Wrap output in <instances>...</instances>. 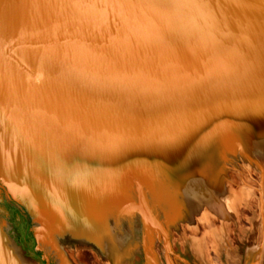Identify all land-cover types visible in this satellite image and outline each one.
Masks as SVG:
<instances>
[{"label":"bare ground","instance_id":"6f19581e","mask_svg":"<svg viewBox=\"0 0 264 264\" xmlns=\"http://www.w3.org/2000/svg\"><path fill=\"white\" fill-rule=\"evenodd\" d=\"M0 192V264H264V0H0Z\"/></svg>","mask_w":264,"mask_h":264},{"label":"rangeland","instance_id":"374dc122","mask_svg":"<svg viewBox=\"0 0 264 264\" xmlns=\"http://www.w3.org/2000/svg\"><path fill=\"white\" fill-rule=\"evenodd\" d=\"M3 184L6 185V181L3 182ZM4 199L5 198H4L3 192H0V206H2L3 208L6 207V205H9L7 201H4ZM10 208L12 209L13 207L10 206ZM4 210L5 211H3V213H4L3 216L10 221L9 223H11V217H10L11 213L8 211L7 208H4ZM14 210L15 211L13 212L14 213L13 214V221L16 224V226H18V228H19V233H20V238H21V243H19L18 246L22 249L23 253H21L20 251H18V252L21 255H23L24 257H27L29 259L34 260V262H36V263L38 262V264H41V263L45 264V262H43L44 260L41 259V256L38 253V244L36 243V240H35L34 235L32 233L29 221L26 220V217L24 215H22L17 208H15ZM13 231H14V228H13V226H11L10 232L12 233ZM32 243H33V245H31ZM172 243H173V247H174V250L176 251V253L178 251L184 252L181 247L179 248L177 246V244H175V241H173ZM27 244H29V245H27ZM77 253H78V251L74 250V253H73L74 255H72L73 260H74V262H76V264H96L95 261H97V264H101V261L97 258L95 259L93 256H92L93 258H91V260H89V261L79 260V259H77ZM187 253H189V252H184L183 253L184 256H186V258H188V259H191L190 254H187ZM219 259H220V257H219ZM136 263L137 264H143L142 258L140 256H139L138 260H136Z\"/></svg>","mask_w":264,"mask_h":264},{"label":"water","instance_id":"95a60500","mask_svg":"<svg viewBox=\"0 0 264 264\" xmlns=\"http://www.w3.org/2000/svg\"><path fill=\"white\" fill-rule=\"evenodd\" d=\"M33 233V232H32ZM33 235H34V238L36 239V236H35V234L33 233ZM36 241H37V239H36ZM14 244V243H13ZM37 244H38V242H37ZM15 245V244H14ZM16 249H17V251H20L21 253H23V251H22V249L18 246V244H16Z\"/></svg>","mask_w":264,"mask_h":264}]
</instances>
